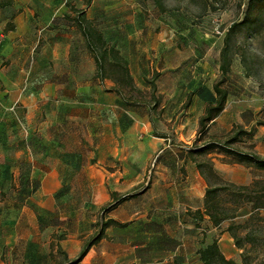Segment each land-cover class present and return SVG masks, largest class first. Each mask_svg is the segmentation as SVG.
Instances as JSON below:
<instances>
[{
  "label": "crops",
  "instance_id": "1",
  "mask_svg": "<svg viewBox=\"0 0 264 264\" xmlns=\"http://www.w3.org/2000/svg\"><path fill=\"white\" fill-rule=\"evenodd\" d=\"M97 1L98 10L87 0H13L0 9V148H14V117L23 130V152L39 147L52 160L63 158V125L79 122L93 139L87 164L90 180L101 181L97 198L108 205L104 222H115L107 229L140 224L156 230L162 241L151 245L148 264H203L199 250L213 240L225 259L237 262L252 248L247 232L238 234L237 247L227 230L231 221L216 227L193 215L203 212L209 185L197 163L209 159L223 180L242 185L264 183V169L218 148L199 150L240 126L250 134L233 147L264 158V100L246 84L231 83L234 78L221 71L219 39L196 42L197 31L182 26L186 14L163 12L154 0ZM79 16L97 22L104 50L114 49L126 62L143 99H125L114 80L95 76ZM9 23L14 30H6ZM216 85L227 94L225 106L201 137L199 120L215 102ZM48 177L64 178L39 167L30 174L0 172V180L30 181L33 187ZM134 179L146 181L137 193L107 187L110 180ZM95 204L103 206L101 200ZM19 213L13 221L0 220V264H11L25 242L23 207ZM249 215L245 206L234 221Z\"/></svg>",
  "mask_w": 264,
  "mask_h": 264
},
{
  "label": "rangeland",
  "instance_id": "2",
  "mask_svg": "<svg viewBox=\"0 0 264 264\" xmlns=\"http://www.w3.org/2000/svg\"><path fill=\"white\" fill-rule=\"evenodd\" d=\"M87 1L94 2L99 9V1ZM159 1L163 12L187 15L182 26L197 31L196 42L219 39L218 46L223 55L221 60L230 64L228 74L234 78L231 83L235 86L239 82L246 84V88L264 100V9H251L250 0ZM234 24L239 25L233 27ZM91 25L97 30V22L92 21ZM231 26L233 31L227 35ZM108 57V60H113L110 54ZM108 71L112 73L111 69ZM121 92L125 99H143V95L127 87L122 88ZM19 119L23 123V118ZM9 127L14 148H0V172L30 174L34 167H39L44 173L48 170L63 172L64 177L63 180L50 177L41 179L34 187L30 181L0 180V220H15L23 207L25 242L13 252L11 264H72L79 259L89 241L97 237L108 211L104 198H97L101 184L99 177L89 178L87 163L93 153V139L81 123L64 124L66 133L60 135V141L65 157L52 160L39 147L30 146L23 152L21 125L12 117ZM71 153L78 156H72ZM39 175L44 177L43 173ZM145 183L142 179L110 180L107 187L110 190L120 185L125 192L133 194L144 189ZM224 197L227 198V195ZM99 200L103 202L102 207L95 204ZM155 231L140 224L130 230L108 228L103 239L93 245L77 264H130L134 258V264H148L152 257L151 245L155 241H162L155 237ZM234 231L239 233L242 230L237 228ZM255 237L258 241L256 249L247 259L243 260L240 256L238 264H264V232H256Z\"/></svg>",
  "mask_w": 264,
  "mask_h": 264
},
{
  "label": "trees",
  "instance_id": "3",
  "mask_svg": "<svg viewBox=\"0 0 264 264\" xmlns=\"http://www.w3.org/2000/svg\"><path fill=\"white\" fill-rule=\"evenodd\" d=\"M159 10L164 11L163 6L159 0H154ZM13 0H0V9L13 6ZM250 8L264 9V0H250ZM86 25V26H85ZM239 24H234L233 27H237ZM80 28L84 31L89 41V47L94 54L96 62V77L97 78H109L115 81L118 85V90L127 87L133 89L140 95L142 92L135 86L129 68L126 62L119 56L114 49L104 50V41L96 29L92 28L91 22L82 19L79 24ZM231 26L227 35L233 31ZM6 30H14V26L9 23L7 24ZM109 54L113 60H108ZM223 55H221L222 59ZM222 61V60H221ZM229 65L223 61L221 63V71L223 74L228 73ZM111 69L112 73L108 70ZM216 99L214 103H209L205 109V113L199 120V134L204 136L208 130L209 124L215 119L224 109L226 102V92L222 90L219 85L215 86ZM189 100L186 106L189 104ZM158 102L155 103V106ZM250 134L243 130L240 126H234L231 134L227 139L223 141L213 140L212 142L204 145L199 151L205 153L210 149L218 148L227 153H230L237 157L240 161L245 162L249 166H253L258 169H264V158L256 156L252 153H244L233 145L240 141V139ZM193 154V152H191ZM197 167L201 170L209 183L204 196L203 212H196L193 215L195 217L203 218L206 216L212 226H220L224 221H231L228 226V232L236 240V246L239 247L238 234L241 232H247L248 241L252 244L250 252L243 253L241 258L247 259L251 256V253L256 249L257 238L255 233L264 232V183L252 182L247 185L235 184L223 180L217 172L214 170L213 164L209 159L197 163ZM227 195V198L224 197ZM245 206H249L250 215L241 222L234 221L237 217L241 216V209ZM262 223V224H261ZM115 224L113 220L103 222L97 237L94 240L89 241L85 249L81 252L78 260L72 264H77L87 255L89 249L104 237L105 230L109 225ZM240 228L242 231L237 232ZM264 243V240L262 241ZM200 260L203 264H238L234 260H227L223 257V254L219 248L216 240L204 248L199 250ZM244 264V263H243Z\"/></svg>",
  "mask_w": 264,
  "mask_h": 264
}]
</instances>
